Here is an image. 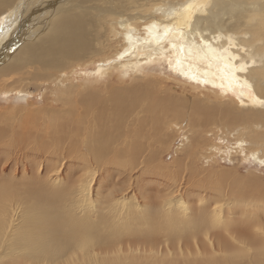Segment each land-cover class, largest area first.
I'll list each match as a JSON object with an SVG mask.
<instances>
[{
    "label": "bare ground",
    "instance_id": "6f19581e",
    "mask_svg": "<svg viewBox=\"0 0 264 264\" xmlns=\"http://www.w3.org/2000/svg\"><path fill=\"white\" fill-rule=\"evenodd\" d=\"M93 1L0 0V62L10 55L0 63V75L30 67L60 74L102 53L96 19L103 14L121 27L126 44L115 63L99 65L94 75L110 76L116 70L119 77L138 76L148 63L169 59L168 70L194 85L209 86L217 101L207 107L194 101L186 113L169 108L167 97L152 102L153 92L141 87L113 90L106 103L94 102L89 94L82 113L75 107L73 129L59 127L57 137L35 148L30 165L18 170L13 165L11 177H0V264H264V224L257 210L249 216L217 210L211 213L214 220L202 213L184 218L181 206L171 211L162 201L157 206L142 201L139 176L134 179L132 172L151 145L142 144L138 130L118 132L127 117L140 111L159 114V124L171 116L198 126L219 122L223 130L237 125L228 132L237 131L239 149L249 144L245 149L264 161V0ZM151 3L153 16L143 10ZM140 22L144 30L138 29ZM20 40L31 41L21 45ZM9 91L22 90L0 88V93ZM72 92L62 91L60 100L68 101ZM103 118L113 131L101 127ZM3 138L0 130V142ZM192 140L187 145L198 139ZM71 166L82 174L60 180L61 167Z\"/></svg>",
    "mask_w": 264,
    "mask_h": 264
},
{
    "label": "rangeland",
    "instance_id": "374dc122",
    "mask_svg": "<svg viewBox=\"0 0 264 264\" xmlns=\"http://www.w3.org/2000/svg\"><path fill=\"white\" fill-rule=\"evenodd\" d=\"M79 2L82 7L89 6L85 2ZM92 2L94 3L93 0ZM152 5L153 3L143 9L148 11L151 16L153 14L150 12L155 10L154 8L151 9ZM136 9L140 10V7ZM102 15L99 16L100 19L95 18L102 35L101 44L104 42L105 46L102 53L95 54L94 57H90L85 62L70 64L71 66L65 69V73L60 72L58 74L49 70L44 71L30 67L21 74L0 75L2 79H0L1 89L17 87L18 90H22L0 93V130L4 132L5 137L0 142V167L3 165L7 167L4 170L5 174H0V177H11L13 165L17 170L24 164L30 165L29 160H33L36 153L35 148L42 143L41 141H48L57 137L55 132L59 127L65 131L73 129L75 127L74 120L78 116L76 108H79L78 111L82 113L86 107L83 101L88 100L89 94H91L90 99L95 100L94 102L99 100L106 103L104 100L110 96L113 90H130L133 87H141L153 92L152 98L149 99L152 102L155 97H167L170 101L169 108L185 109L186 113L191 111L194 101L206 107L217 101L218 95L207 88L209 86L194 85L168 70L169 59L155 61L153 64L148 63L138 73V76L119 77L116 70L110 76L94 75L99 65L105 67L115 63L118 58L117 52L126 44L121 27L119 25L114 26L115 21L104 17L108 15ZM102 26L106 28H102ZM137 26L138 29L144 30L143 22ZM48 29L49 26L47 25L45 30L33 36L32 41H35ZM30 41L27 40L26 42ZM26 42L20 40L18 43L23 45ZM10 51L8 49V53ZM9 58L10 55H7L0 63L8 62ZM72 90L68 101L60 100L59 96L62 95V91ZM222 100L219 98L218 101L223 102ZM94 107L96 106L94 105ZM108 108L107 113L111 115L113 112L109 106ZM151 113V111L147 113L140 111L137 116L127 117L121 128H118V132L121 133H142L140 138L142 144L151 145V150L144 149V162H140V167H136L132 172L136 176H133L134 179H138L137 176H139V185L142 186L141 189L139 187V190L144 193L142 196H145L143 198L139 194L142 201L154 206L159 205L162 201L163 204H161L164 205L165 209L168 210V207L172 206L171 211L181 206L180 211L186 213L184 218H190L192 215L198 216L202 213L205 219L212 217L214 220V211L215 214L220 211L226 212L227 216H239L240 214V216H244V214L247 216L248 212L254 213L257 210V219H260L261 222H259L264 224V161L256 160L252 152L250 153L249 150L245 149L249 144L246 145L245 143L244 150L239 149L240 147L237 145L239 142L236 138L237 131L229 133V124L223 130V127H220L223 125L218 124L219 122H208L207 124L203 120L204 123L198 126L196 122L194 125L187 122L189 121L188 118L187 120H177L171 116V118L167 116L159 124L155 118L159 114ZM216 115L220 116L219 112L216 111ZM100 125H102L101 127L108 125V127L105 126L108 132L113 131L112 124L107 118H103ZM235 127L237 128V125L230 126V128ZM243 128L242 126L238 127L241 132H243ZM158 138L162 140L159 142ZM193 138L198 139L195 141L196 144L187 145L191 144ZM152 149L154 151L150 153ZM260 154L262 152L257 155ZM147 156L152 159L145 161L144 157L147 158ZM179 160L181 163L178 162ZM71 161L74 160L71 158ZM71 167L73 168L70 170L61 167L58 171L60 180L62 177L63 180L68 177L70 181L75 180V177L77 178L80 173L82 174L75 166ZM117 167L123 169L122 165ZM161 167L163 170H167L162 172ZM168 170L171 171L170 175H167ZM159 171L164 173V176ZM143 175L144 178H142ZM17 176L18 178L22 177L21 173ZM132 194L133 192L126 195L129 198L126 201L130 200ZM129 220L133 222L131 218Z\"/></svg>",
    "mask_w": 264,
    "mask_h": 264
}]
</instances>
